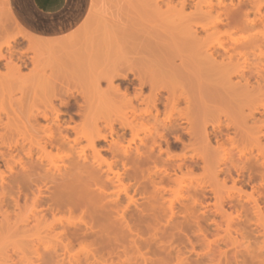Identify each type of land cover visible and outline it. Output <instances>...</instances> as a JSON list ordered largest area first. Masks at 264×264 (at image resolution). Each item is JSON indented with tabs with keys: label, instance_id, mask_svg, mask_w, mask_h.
I'll list each match as a JSON object with an SVG mask.
<instances>
[{
	"label": "bare ground",
	"instance_id": "1",
	"mask_svg": "<svg viewBox=\"0 0 264 264\" xmlns=\"http://www.w3.org/2000/svg\"><path fill=\"white\" fill-rule=\"evenodd\" d=\"M195 1L181 0L174 3L173 0H155L153 16L145 21L147 25L145 28L143 27L145 24L141 23L138 25L139 31L135 33L132 29L125 28L129 32H133L132 35L127 36L130 33L127 31V34L126 32L124 34V30L121 32L116 30L119 34H123L122 37L116 36L117 32V34L114 33L115 36L111 34L115 38H123L119 43L121 47H115L117 50H111L106 44H104L106 48L102 45L103 49L95 50L91 47V49L85 50L88 51L86 55L89 63L97 57L103 58V63L100 62L101 69L95 63V65L90 63L91 66L94 65L99 68L97 71L96 69L93 71V67L91 69L86 65H79L73 69L75 74L83 72L84 76L86 72L92 74V76L90 75L92 80L89 84L84 81L83 84L80 83L82 81H73L74 84L72 85L70 79L74 75L72 76L71 73V76L68 75L70 76V84L68 80L65 81L64 79L66 75L64 77L63 75L59 76L60 79L58 77L53 82H44L47 78L45 74V79L33 75L37 77V79L33 77L37 83L43 79L41 85L35 82L31 85L36 84L37 86H31L26 82L29 86L22 87L24 90L21 89L20 95L22 96L14 101L15 94L10 95L9 101L7 100L8 94L4 90V88L6 89L5 80L3 83V77H0L2 80L0 81V85L2 84L0 93L6 92L3 101L7 100L6 102L9 101L10 103L9 106L4 104L7 106L6 112L0 108V122L4 121H1L4 118L3 114L7 118V124L3 125L5 133L0 134V140L5 148L7 146L6 152L9 151L7 154L0 151V157L8 173L10 172L9 177H11L9 182L3 178L0 181L2 194L6 192L8 196L6 197L8 199H3L4 194L3 198L1 197L3 200L0 199V204H4V206L0 205V214H3L1 216L5 217V222L9 227L13 219L16 224L19 222L24 224L21 235L15 230L11 235L17 233V237L23 236L25 237H22L24 240L32 239L36 243L30 248H33V253L40 254L42 252L49 258V261L54 259L52 258L53 254L58 255L61 252L58 251L56 248L58 246L53 244V241H62L61 238H66V236L77 239L83 238L81 235H84L82 234L84 231L82 233L77 231L87 229L90 221L95 220H93L94 216L110 223V226L121 228V231H124V228H130L129 225L131 226V224L128 225V223L131 222L129 221L131 218L127 214L130 213L129 209L131 210L132 205L135 207L139 201L135 200L132 195L130 196V188L134 185H129V187L124 185V177L126 176L131 179V182L136 181V185L137 183L143 185L140 180L146 183L141 186L142 195L146 194L150 187H153L151 194L148 192L153 197L152 199H164L163 184L173 180L168 179L167 176V173H171V171L168 172V169H172L168 167V169H164L166 167L163 168L162 166H167L165 163L168 164V160L172 159L174 162L175 158L173 159V157L175 156L169 155L171 154L169 150L164 151L162 143L172 145L169 144L171 140L167 144V136L175 135L173 146L179 142L184 145L182 136L177 135L182 128V123L190 126V128L188 126L189 129L184 128L185 134L190 138L189 146H196L202 139L207 142L211 141V138L214 137L221 149L220 152H224L222 147L225 144V141L220 143L221 140L225 139L221 138L223 136L222 131L217 128L218 126H215L212 128V132L208 133L207 127L209 123L212 124L209 121L213 118L219 117L221 120V115L228 117L229 109H224L225 107L222 106L232 105L234 108L233 116L236 113L237 115H235L240 116L246 123L249 120H254L253 130L255 132L260 131V120L256 121L255 118V114L260 112L255 102L264 95V11L259 6L260 0ZM95 6L93 2L87 19L90 20L93 16ZM187 10L189 13L186 12ZM6 15L7 19L14 20L19 24L9 4ZM139 21L137 22L140 23ZM85 22L87 21L85 20ZM115 23L117 24V22ZM85 33H87L86 30ZM2 35L0 33V39ZM72 35L60 43H55L57 40L52 39H36L29 32H25V34L21 32L18 36L29 42V50L42 53L44 51H56L57 47L62 45L73 44V41L75 42L78 38L76 37L74 40L75 36ZM108 35L110 38L107 34L105 37L112 43L113 37ZM15 37L19 39V37ZM16 38L5 42L6 51L3 44H0V65L4 61L2 66L5 65L8 72L13 75L23 72L21 69L26 62L23 60L26 56L25 54L23 57L25 51L16 55L12 44L17 41ZM116 41L119 42L120 40L117 39ZM65 61L67 62V60ZM37 65L34 67L39 68ZM73 67L69 70L72 71ZM20 76L18 75L17 79L20 78L22 82H19L20 80H18L19 83L16 82L19 84L18 87L20 84L24 85L25 81L28 80L24 81L23 77ZM52 78L50 79L52 80ZM62 78L65 82H60ZM116 81H120V83L116 84ZM85 83L87 85H84ZM102 83L107 84L105 89L102 88ZM38 86L42 89L35 91L37 98H34L38 99L41 96L40 101L31 97L34 93V89L33 91L31 89ZM87 87L94 89L100 96L92 98L93 96L87 94ZM12 88L16 91V87ZM146 89L149 90L148 94H145ZM29 91L32 92L31 96ZM38 92L41 93L38 94ZM25 96H30L33 100L30 106L24 107L26 105L24 101L27 100ZM57 101L60 102L59 106L56 104ZM0 104L3 106V102ZM15 105L20 108V111L17 110V107L15 108ZM180 105L185 107L181 108ZM220 105L223 110L218 108ZM140 106L145 108L140 109ZM247 107L250 110L248 114L245 112ZM60 108H65L69 112L76 111L75 114L72 112L73 116L79 117L80 121L77 122L72 115L71 117L68 115L70 117L69 122L62 120V115L65 114L59 110ZM21 109L23 110L21 111ZM162 113H164V117L160 121L159 118ZM151 120L154 123L153 129L151 130L150 127L146 129L149 135L144 136L145 139L139 138L140 131L138 130L140 129L137 127L143 125L145 121ZM41 121L48 123L42 125ZM70 123L75 125L72 126ZM213 123L216 124V122ZM116 125H119L123 130L122 134ZM244 126H242L243 129ZM127 130L131 132L132 138L128 139L127 145H125L123 142H126ZM253 134L254 132H251L252 138ZM260 135L254 136L253 141L255 140L257 143L262 141ZM136 139L140 140V146L137 145L134 149L131 145L136 144ZM158 139L165 141L161 143ZM229 140L234 142L233 138H229ZM229 140H227V144ZM82 141L87 142L86 147H81ZM102 143H105L104 147L100 146ZM229 143L231 144V142ZM235 148L237 149L238 146ZM52 150L67 151L70 155L67 160L65 159L63 165L58 166L49 161ZM103 152L109 153L112 159L110 161L105 160L102 156ZM164 152L167 153L168 158H166L168 160L164 159ZM13 153L16 155L12 156ZM228 155L225 153L222 156L223 159ZM162 163L161 168L160 164ZM120 165L123 172H114V169ZM172 165L174 164H170L171 168ZM181 166L183 164H178L180 170ZM173 171L176 172L175 169ZM177 181L174 180L173 182L178 183ZM135 188L137 190V187ZM52 189L54 192H51ZM14 192H17L16 196ZM150 196L149 198H151ZM21 202H24V205L22 204L24 208L23 212L20 213ZM172 204L173 202L170 207L174 210L175 207H172ZM4 207H7L6 211H3ZM10 208L19 210V213L12 217L11 214L9 215L10 211L7 213ZM77 212H80L77 216L85 227L75 224L74 221L78 220L77 216L75 219ZM86 214H89V224L84 221L88 219L87 216L84 217L86 219L83 218ZM48 217H51V220ZM71 227L76 228V232L72 233ZM10 229L12 227L7 230L9 234ZM129 230L134 233L133 229L130 228ZM67 247L65 245L64 249L61 248L64 253L60 254L59 257L68 256L69 249L67 250Z\"/></svg>",
	"mask_w": 264,
	"mask_h": 264
},
{
	"label": "rangeland",
	"instance_id": "2",
	"mask_svg": "<svg viewBox=\"0 0 264 264\" xmlns=\"http://www.w3.org/2000/svg\"><path fill=\"white\" fill-rule=\"evenodd\" d=\"M128 1L129 0H93L94 4L96 5L94 7L95 11L93 12V16L90 18V20L86 19L87 22H85L83 26H81L80 30H78L79 34L77 30L76 33L73 34L75 36L74 40L76 39V37L78 38L75 42L73 41V44L69 43L65 46H59L57 48L60 50L57 49L56 51L52 50L44 51L42 53H36L32 50H29V42L26 39L21 38V36H18L21 32L25 34V32L28 33L29 31H27L22 25H20L19 22V24H17L14 20L7 19L6 10L8 8V4L12 10V13L14 14L11 0H0V33L3 34L0 39V44H3V48L6 51L5 42L12 41L13 38H16L15 36L19 37V39L16 38L17 41L13 42L12 44L14 45L13 47L16 52V55H20L23 51H25L23 57L25 56V54L26 56L23 58V60L26 62L23 66L24 68L22 67L21 69V71H23L20 73L21 76L20 74L18 75L20 77H23L22 79L24 81L26 79L30 80H26L24 85L20 84V87H18V83L22 81L20 80V78L17 79V74L13 75L12 73L8 72L5 65L2 66L3 63H5L3 61L0 65V77H3V81L1 80V78L0 81L4 83L5 80L4 84L6 89L4 88V90H6L8 94V97L6 96L7 100H9L10 95L15 94L13 100L16 101V98L18 99L22 96L20 95L22 93L21 91L23 90L22 87L25 88V85L26 87H28V83L30 85L35 83L36 81L33 80V77L35 79H37V77L44 78V74L45 77H47L46 79L44 78L46 80H44V82H53L55 81V79H58L59 76L63 75L64 77V75H66L64 79L65 81L68 80L69 84L70 80L72 82V85L74 84V82L80 81H82L80 82L82 84L84 82L89 84L91 82L90 80H92V77L90 78V75L92 76V74H90L89 72H86L85 76L84 72L75 74L73 69L75 67H78L79 65H86L89 66V68L91 69L93 67V71H95V69L97 71V69L99 70V68L97 67H100L101 69V63H103V58H95L94 61L90 63H95L97 67L94 66L95 64L91 66V64L88 62V57L86 55L88 51L85 50H89L91 49V47L95 50L103 49V46H105L106 48V45L111 50H117V47H121L119 43H121V41L123 40V38H121L123 34H119V32H117L116 30H119L120 32L124 30V34L125 32L127 34L128 31V33L130 34H127V36L132 35L133 32H129V30H125V28L130 30L132 29V31H134L135 33L139 31L138 25L143 23L145 25L143 26L142 24V26L145 28L147 26L145 21L150 19V16H153L152 12H154L153 10L155 0H130V3ZM180 1L181 0H173L174 3ZM197 1L199 0H196L195 2ZM259 6L264 11V0L259 1ZM188 11L189 10H187L186 12L189 13ZM149 12L151 13V15ZM147 14L149 15V17ZM131 20L132 22H135V24H132V22H130ZM137 21H139L140 23H138ZM115 22H117V24ZM85 30L87 33H85ZM81 33L83 35H80ZM114 33L117 34L116 36L119 35L121 37H113L112 35L115 36ZM30 34L36 39L45 38L49 40H57V42L55 43H60L68 39L72 35L71 34L66 37H61L57 39L54 37L46 38L36 36L32 33ZM106 34L108 37V34H112V43H110V40L108 38V40L106 39ZM202 35L204 34L202 33ZM117 39L120 41H116ZM60 57L62 60L60 59ZM33 60L36 61L34 62ZM65 60H67V62ZM86 61L90 65L86 64ZM34 65H37L39 68H37L36 66L34 67ZM71 67H73L72 71L69 70L71 69ZM70 73L72 74V76L74 75L73 78L71 77L73 80H69V77L71 76ZM49 77L52 78V80ZM77 77L79 78V80H77ZM75 78L77 79L75 80ZM64 79L62 78V81L60 80V82H63ZM18 80L20 81L18 82ZM42 81L43 79L38 81V83L41 85ZM26 82L28 83L26 84ZM13 83L17 84V86H15V84ZM86 83L84 85H87ZM119 83L120 81H116V84ZM106 85L107 84L102 83V88L105 89ZM12 87H16L17 92L13 90L14 88ZM40 88L41 87L39 86L36 88L33 87L31 90L33 91L34 89L35 94L33 93V95L31 96L32 92L29 91L30 96L33 98H37L36 92L38 90L40 91ZM87 91L86 92L88 95H90L91 97L93 96L92 98H98L100 96L98 95L99 93L97 94V92L94 89L92 90L90 87H87ZM3 92L4 94H2ZM3 92L0 93V102H3L4 107L0 104V108L2 110H5L6 112L7 106L5 105L9 106L10 100L8 101V103L6 102L7 100L5 102L3 101L5 99L4 96L6 95V92ZM145 92V94H148L149 90L146 89ZM40 93L38 92V94ZM30 96H25L27 100L24 101V104H26L24 107L30 106V103H33V100H31ZM40 97L38 98L39 100L35 98L34 99L36 101H40ZM28 103L29 105H27ZM59 103V101L56 102L57 106H59ZM255 104L257 105L260 111L259 113L255 114L256 121L260 120L261 123V129L259 132H255V130H253L252 128L254 125V120H249V122L246 123L243 122L240 116L237 117L236 113V115L234 114L233 116L232 113L234 111V108L232 107V105L222 106L225 107L224 109H229V115L227 118L222 117L223 115H221V120H219V117H216V119L213 118L214 121H212L213 119L209 121L212 124L209 123L208 127L206 125L208 133L212 132V128L215 126H218L217 128L222 131L223 136L221 138L225 139H220V143H223L225 141V144L222 147L224 152H220L221 149L219 148L217 140L214 139V137H212L213 140L211 138V141L207 142L202 139L196 144V146H189L190 138L187 134H185L186 130L184 128L189 129L190 126L185 123L181 124V130H184H180L177 134L182 136V139L184 140V145H181L182 143L179 142L178 144H175V146H173V141H175V135L167 136V144L169 143V140H171L172 143L170 141L169 144L172 145H166V143L164 142L165 140L160 141L158 139L159 142H164L162 143V149L164 151L169 150V153H171L169 155L175 156L173 157V159L175 158L173 162L172 159H167V153L164 152V159L167 157L166 159L168 160L169 165L165 163L167 165L165 166L162 163L160 164V167L161 165H163V168L166 167L164 169H172H168V172L171 171V173H167L168 179L170 178L173 181L178 180V183H175L173 181H166L163 184V187L165 189L164 199L161 200L155 198L152 199L153 197L149 195L148 192H150L151 194L153 187H148V192L142 195V192H140V190L142 191L141 186H144V184H146L144 183V181L142 182V180H140L143 185H141L140 183H137L136 185V181L133 180L131 182V179H129L127 176V178L124 177V185H127L128 187L129 185H134V187L130 186V196L132 195L135 200L139 201L137 205H135V207L134 205L130 204L132 205V207L130 206L131 210L129 209L130 213H128L127 215H129V218L131 219L126 216V218L131 221L128 223V225L131 224V226L129 225V227L134 230V233L132 232V230H129L130 228H124V231H121V228L110 226V223L98 218L97 216H94L95 218L93 217V220L95 219L94 221L96 222H92L91 220L89 224V214H86L85 216H83V218L87 216L86 218L88 219L84 220L86 219L84 218L83 220L89 224L88 228H83L84 230L77 231L79 233H82L84 231L82 233L84 235H81V237L83 238L80 237L81 239H77L72 238V236H66L67 239L65 237L61 238L62 241L54 240L55 242L53 241V244L58 246L56 248L61 253L58 252V255L53 254L55 257L53 256L52 258L54 259H50L49 261V258L43 255L42 252H40V254L33 253V248H30L32 246H35L36 243L33 242L32 239L28 238V240L25 239V241L23 239L25 237H17V233H20L21 235V229L24 224L22 225V223L20 222L16 224L15 220L13 219L14 223L12 221L11 226L9 227L7 222H5V217L1 216L3 214H0V263L53 264L54 262V264H264V172H262L264 171V95L259 97V99L256 100ZM16 107L17 110L20 109L18 106L15 105V108ZM180 107L184 108L185 106L180 105ZM220 107L221 105L218 108L223 110L222 107ZM139 108L142 109L145 107L140 106ZM22 110L23 109H21V111ZM59 110L65 114L62 115V120H67L66 122H69V118L71 117V115L75 118V116H73V113L75 114L76 111H70L71 113L73 112L71 114L65 108H60ZM245 112L246 114L250 112L248 107L245 108ZM161 115V117L159 118L160 121L163 120L164 113H162ZM3 116L4 118L6 117V115L4 114ZM4 118H2L1 120L4 121L0 122V134L5 133L3 125L7 124V118ZM75 119L77 122L80 121V118L77 116ZM213 122H216V124L214 125ZM45 123L47 124L48 122L41 121L42 125H45ZM70 124L72 126L75 125L74 123ZM219 124H221L220 127ZM247 124L249 125L247 126ZM243 125H245L244 129L242 127ZM149 127L151 130L154 127V123L152 120L145 121L143 125L137 127V129H140L138 130L140 131L138 134L139 138L145 139L146 137L144 136L149 135L148 131L146 130ZM116 128L120 131L121 134L123 133V130L119 127V125H116ZM248 130L250 133L248 132ZM128 131L129 130L126 131L125 135L126 142H123L125 143V145H127L128 139L132 138L130 134L131 132ZM251 132H254L253 135L255 137L261 134L260 137L262 139L260 140L262 141H259L258 143L255 140L253 141L254 136L252 135L253 138L251 137ZM235 135L237 136L235 137ZM229 138H233L234 142L230 141ZM226 139L229 140L228 144ZM135 142L136 144L131 145V147L134 149L137 145L140 146L139 139H136ZM229 142H231V144ZM233 143L235 144L233 145ZM237 143H239L240 145ZM86 144V141H82L81 147H86ZM235 145L238 146L237 149L235 148ZM100 146L104 147L105 143H102ZM6 150H8L7 146L5 148V146L2 145L0 140V151H4L3 153L7 154L9 151L6 152ZM88 152L90 153L89 150ZM225 153L229 155L225 159H223L222 156H224ZM181 154H183L184 156H182ZM219 154L221 155V157ZM15 155L16 153L12 154V156ZM69 155L70 154L67 151L52 150V155L49 161L55 165L61 166L65 163ZM102 156L105 160L108 161L112 159L109 153L103 152ZM170 164H174L172 165V168ZM178 164H183V166H181V170L178 168ZM244 165L246 166L243 168ZM173 168L176 170V172L173 171ZM6 169L7 168L4 166V162H2L0 157V174H3L0 175V181L2 178L7 180L6 182H9L11 180V177H9L10 172L8 173V170ZM122 169L123 168L120 165L114 169V172L118 171L119 173H122ZM135 187H137V190ZM51 192H54V189H52ZM14 193H16L14 194L16 196L17 192ZM4 194L5 196L3 198L2 196ZM149 196L151 198H149ZM1 197L3 199H8L6 198L8 197L6 192H3L2 194V191L0 190V199ZM172 202L173 204L175 203V205L172 204V207H175L174 210L170 207V204ZM22 204L24 205V202H21L22 207L20 213L24 208ZM2 206H4V204ZM6 208L7 207H4L3 211ZM171 210H173L172 212L174 213V215ZM18 211L19 210L10 208L8 209L7 213H9V215L11 214V216L13 217L15 216V214L19 213ZM79 213L80 212H77L75 214V219ZM48 218H50L51 220V217ZM77 218L78 220L74 221L76 222L75 224L82 225V227H85V225L82 224L81 219L78 216ZM90 219L92 218L90 217ZM138 219H141V222ZM105 226H107L106 229ZM11 227L12 229H10L11 232L9 234L7 230ZM14 230L17 233H13V235H11ZM75 230L76 228L71 227L72 233H74ZM65 245L68 246L67 250L69 249V253L67 255L70 257L63 256V258H61L59 257V255H62L64 253L62 249H64Z\"/></svg>",
	"mask_w": 264,
	"mask_h": 264
},
{
	"label": "crops",
	"instance_id": "3",
	"mask_svg": "<svg viewBox=\"0 0 264 264\" xmlns=\"http://www.w3.org/2000/svg\"><path fill=\"white\" fill-rule=\"evenodd\" d=\"M11 3L15 17L27 31L39 37L58 39L81 28L93 0H11Z\"/></svg>",
	"mask_w": 264,
	"mask_h": 264
}]
</instances>
